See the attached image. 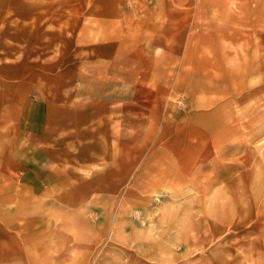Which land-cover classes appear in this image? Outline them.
Wrapping results in <instances>:
<instances>
[{"label": "rangeland", "instance_id": "1", "mask_svg": "<svg viewBox=\"0 0 264 264\" xmlns=\"http://www.w3.org/2000/svg\"><path fill=\"white\" fill-rule=\"evenodd\" d=\"M22 79L65 158L0 122V264H264V0H0V106Z\"/></svg>", "mask_w": 264, "mask_h": 264}, {"label": "crops", "instance_id": "2", "mask_svg": "<svg viewBox=\"0 0 264 264\" xmlns=\"http://www.w3.org/2000/svg\"><path fill=\"white\" fill-rule=\"evenodd\" d=\"M121 64L123 65V62ZM128 66L131 65L128 64ZM120 79L122 82L126 83L140 81L144 85H147L146 83L150 82L149 77L145 78V82H143L144 76H141V70L139 69L137 70L135 76H127L126 73H123ZM11 82L9 87L15 88L14 91H17L18 96L15 98L14 95H11L7 105L0 106V112L3 113V117L0 118V122L2 124L4 122L5 124H8L10 120L12 121L13 119H15L18 120L21 125V120H23L24 116L25 123L23 125L24 127L26 126V129L30 128L32 129V131L33 129L39 130V134L37 136V138L39 139V143H36V147L32 143L34 140V133L31 132L30 135H28L30 136L31 140H28L30 141L29 144L25 143V155L27 157L26 160H31V162L34 163V153L37 152L38 157L36 158V167H45V174L47 176L51 175L54 177L55 173L59 174L60 171V166H58L59 164H56L57 161H60L62 158H65V154L60 153L64 151V149L60 148V143L62 142V145H64V137L66 136L65 122L64 120H58L57 122L55 121V114L59 113L60 109L62 108H60L59 106H51L49 104H44L45 102L40 105L41 102L38 100V95L36 96L35 100H33L32 98H30L29 100L28 95L30 94V90L33 88V81L22 79ZM144 93L149 97L143 98L148 99V104H146V109L138 110L139 117L150 116L153 112L152 110L156 101V92L154 90L149 88L147 90H144ZM129 99V95L126 94V97L122 98L120 101L121 112L123 113V115L129 114ZM139 103L144 105L146 101H143L141 99L139 100ZM56 110L58 112H56ZM61 155L62 157H60ZM23 161L25 160L22 159V162Z\"/></svg>", "mask_w": 264, "mask_h": 264}]
</instances>
